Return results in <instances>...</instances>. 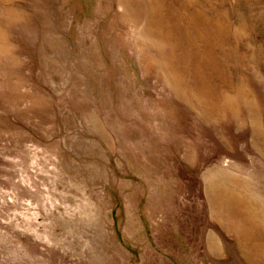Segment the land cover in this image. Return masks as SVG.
<instances>
[{"label": "rangeland", "instance_id": "374dc122", "mask_svg": "<svg viewBox=\"0 0 264 264\" xmlns=\"http://www.w3.org/2000/svg\"><path fill=\"white\" fill-rule=\"evenodd\" d=\"M0 264H264V0H0Z\"/></svg>", "mask_w": 264, "mask_h": 264}]
</instances>
